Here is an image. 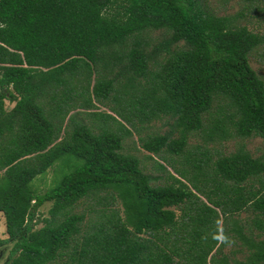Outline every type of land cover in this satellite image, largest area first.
<instances>
[{"label": "trees", "instance_id": "16d2710c", "mask_svg": "<svg viewBox=\"0 0 264 264\" xmlns=\"http://www.w3.org/2000/svg\"><path fill=\"white\" fill-rule=\"evenodd\" d=\"M148 30L170 34L147 51L140 34ZM131 37L135 41L126 49ZM263 41L245 26L234 27L228 17L205 13L197 0H0V213L7 235L0 246L13 241L5 264H264V237L259 236L264 234V158L241 148L218 158L210 189L166 162L178 178L171 175L173 185L153 187L138 159L120 152L114 135L75 127L69 141L53 145L63 127L45 115L40 103L61 88L68 108L72 82L100 65L113 75L101 74L92 86L85 75L87 98L81 107L103 103L125 78L134 91L126 103L129 115L137 109L147 119L171 115L181 130L169 142L142 140L154 155L162 146L183 154L187 135L203 129L217 99L225 103L218 106L210 138H264V81L249 63V54ZM180 42L186 49L172 51ZM163 54L169 57L159 63ZM153 64L161 68L154 84L136 88ZM4 101L14 103L8 112ZM112 112L129 120L124 111ZM57 161L63 170L56 183L35 193L27 180ZM193 161V168L208 176L206 159ZM256 178L255 188L250 181ZM108 189L120 199L124 216L104 209V218L79 240L84 216L66 209ZM45 202H52V219L34 229L37 208ZM63 210L64 218L54 221ZM241 212L251 213L250 234L236 220L230 231L247 255L230 261L223 253L230 243L225 224Z\"/></svg>", "mask_w": 264, "mask_h": 264}, {"label": "rangeland", "instance_id": "374dc122", "mask_svg": "<svg viewBox=\"0 0 264 264\" xmlns=\"http://www.w3.org/2000/svg\"><path fill=\"white\" fill-rule=\"evenodd\" d=\"M197 1L199 7L205 13L218 17H228L234 27L245 26L248 30L264 37V0ZM169 34L167 30H148L140 34V38L144 42L147 51H151L155 45L166 39ZM134 41V38H128L126 49H129ZM184 49H186V46L183 42L171 48L172 51ZM168 57L169 55L167 54L161 55L158 60L159 63H163ZM249 63L256 74L264 81V41L251 51ZM160 69V65H151L147 77L138 79L140 83L136 85V88L148 89L151 84H154L155 74ZM101 74H103L102 76L106 75L105 78L112 77L113 75L107 74V70L101 68L100 65L93 74L87 75V72L78 74L77 78L72 82L74 89L70 93L72 99L67 100L69 104L68 108L65 104V98L61 94V88L55 89L54 92H50L40 100L45 115L63 127L59 138L53 145L69 141L70 134L75 127L80 128L84 126L92 135H99L101 133L114 135L120 140V152L133 155L138 159L141 171L150 177L153 187H164L174 184L171 175L174 177H177V175L167 166V163L173 164L179 170L186 171L189 177H194L195 175L197 183L201 188L210 189L213 187L211 177L214 162L218 158L228 156L240 148L247 151L252 157L264 158V138L262 137H240L235 134L230 137L216 136L215 134L213 138L208 136L210 128H212L214 122L219 118L218 106L225 103L221 99L215 100L210 112L204 116L203 129L187 135L183 154L175 155L170 153L166 150L165 146L159 149V154L157 155L146 151L142 147V140L150 137H163L166 142H169L170 140L178 139L182 135L181 130L175 124L174 117L171 115H160L147 119L139 112V109L135 110L136 113L134 115H129L128 108L126 111V103L130 101V93L134 91L130 90V87L125 86V78H121L115 83V89L110 92L108 99L104 100L103 103L93 101L90 109L81 107V103L87 98V94L82 91V87L85 86L83 77L87 75L92 86L95 79ZM53 96L54 98H52ZM13 106L14 103L4 101L3 108L6 112L10 111ZM112 109L124 111L129 120L126 121L117 117L116 113L112 112ZM65 110H67V116L64 115ZM107 113L113 115L115 118L108 117ZM9 137L8 134L5 135L3 142L6 143ZM195 158L206 159L207 162L203 165V170L208 176L199 174L198 170L193 168L192 164ZM162 165H165L167 168ZM62 168L61 162L57 161L45 173L30 177L27 180V184L35 193L42 194L56 183L57 178L63 170ZM261 179L264 181V175L261 176ZM250 182L255 188L258 187V178ZM51 207L52 202H45L37 208L34 216L35 222H33L35 224L32 225L34 229H39L46 224L45 219L51 221ZM104 209L107 210V213L114 211V213L117 212L121 217L124 216L120 199L109 189L90 194L88 197L79 200L66 209L68 214H80L84 216V220L80 224L82 231L78 235L79 240L83 234L91 232L93 223L104 218L102 216ZM172 209L177 215H180L181 211L179 208ZM64 211L55 215L54 221L60 222L64 218ZM250 217V212H241L229 219L225 224L228 230L227 235L230 237V243L224 246L223 253L228 255L230 261L244 260L247 255L246 246L233 231H230L233 226L232 222L236 220L249 235L247 220ZM141 236L147 237L148 233H143ZM259 236L264 237V234ZM6 237L5 217L0 213V239ZM253 237H258L256 230H254ZM12 243L13 241H8L6 244L0 246V264H5L8 261V254Z\"/></svg>", "mask_w": 264, "mask_h": 264}]
</instances>
